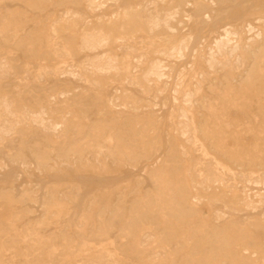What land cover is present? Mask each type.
Listing matches in <instances>:
<instances>
[{"label": "rangeland", "instance_id": "rangeland-1", "mask_svg": "<svg viewBox=\"0 0 264 264\" xmlns=\"http://www.w3.org/2000/svg\"><path fill=\"white\" fill-rule=\"evenodd\" d=\"M88 263L264 264V0H0V264Z\"/></svg>", "mask_w": 264, "mask_h": 264}, {"label": "bare ground", "instance_id": "bare-ground-1", "mask_svg": "<svg viewBox=\"0 0 264 264\" xmlns=\"http://www.w3.org/2000/svg\"><path fill=\"white\" fill-rule=\"evenodd\" d=\"M170 1H171V0H170ZM163 3H164V2H163ZM136 6H137V5H136ZM184 6H185V5H184ZM185 7H186V6H185ZM185 7H184V8H185ZM129 9H130V8H129ZM130 11H131V10H130ZM133 11H134V10H133ZM131 13H132V12H131ZM182 13H183V12H182ZM124 15H125V14H124ZM57 19H58V18H57ZM107 23H108V22H107ZM261 24H263V23H261ZM165 27H166V26H165ZM119 29H120V28H119ZM119 29H118V30H119ZM84 32H85V31H84ZM225 34H226V33H225ZM253 35H254V34H253ZM256 36H257V35H256ZM94 37H95V36H94ZM152 37H153V36H152ZM126 39H127V38H126ZM184 39H185V38H184ZM227 39H228V38H227ZM232 39H233V38H232ZM131 40H132V39H131ZM153 40H154V39H153ZM188 40H189V39H188ZM233 40H234V39H233ZM119 41H120V40H119ZM135 42H136V41H135ZM181 42H182V41H181ZM217 42H218V41H217ZM232 42H233V41H232ZM261 42H262V41H261ZM150 43H151V42H150ZM218 43H219V42H218ZM226 43H227V42H226ZM226 43H225V44H226ZM262 43H263V42H262ZM177 44H178V43H177ZM185 44H186V43H185ZM213 44H216V42L213 43ZM220 44H221V43H220ZM220 44H219V45H220ZM112 45H113V44H112ZM249 45H250V44H249ZM213 46H214V45H213ZM217 46H218V44H217ZM225 46H227V45H225ZM181 47H182V46H181ZM221 47H222V46H221ZM223 47H224V45H223ZM126 48H127V47H126ZM165 48H166V47H165ZM171 48L173 49V47H171ZM175 48L177 49V46H175ZM175 48H174V49H175ZM182 48H183V47H182ZM197 48H198V47H197ZM214 48H215V47H214ZM218 48H219V47H217L216 49H218ZM180 49H181V48H179V50H180ZM229 50H230V49H229ZM181 51L183 52V50H181ZM206 51H207V49H206ZM216 51H217V50H216ZM220 51H221V50H220ZM168 52H169V51H168ZM171 52L173 53V51H171ZM171 52H169V53H171ZM176 52H177V51H176ZM208 52H209V53H208L207 58H208L209 60H211V61L214 62L215 60H212L213 57H214V55H213V50L208 49ZM224 52H225V51H224ZM230 52H231V51H230ZM214 53L216 54V52H214ZM218 53H219V52H218ZM130 54H131V53H130ZM205 54H206V53H205ZM205 54H204V56H205ZM220 54H221V53H220ZM172 55H173V54H172ZM180 55L182 56V54H181V53L179 54V51H178V57H179ZM201 56H202V55H201ZM217 56H218V55H217ZM100 57H101V56H100ZM170 57H171V56H170ZM172 57H175V56H172ZM215 57H216V56H215ZM175 58H176V57H175ZM202 58H203V57H201V60H202ZM172 60H173V59H172ZM204 60H206V59H204ZM209 60H208V62H211V61H209ZM174 61H175V60H174ZM213 62H212V63H213ZM216 62H217V61H216ZM216 62H215V63H216ZM224 62H225V60H224ZM204 63H205V61H204ZM143 64H144V63H143ZM159 64H160V63H159ZM159 64H158V65H159ZM205 64H206V63H205ZM216 64H217V63H216ZM216 64H215V65H216ZM140 65H141V64H140ZM207 65H209V63H208ZM154 66H155V65H154ZM154 66H153V67H154ZM159 66H160V65H159ZM159 66H158V67H159ZM225 66H226V65H225ZM155 67H156V66H155ZM190 67H191V66H190ZM190 67H189V68H190ZM150 68H151V67H150ZM161 68H162V67H161ZM153 69H154V68H153ZM156 69H157V68H156ZM156 69H155V70H156ZM155 70H154V71H155ZM159 70H161V69H159ZM159 70H157V71H159ZM151 71H153V70H151ZM157 71H156V72H157ZM126 72H127V71H126ZM159 72H160V71H159ZM159 72L157 73L158 75L156 74L157 76H160L159 74H161V73H159ZM87 73H88V72H87ZM122 73H123V72H122ZM149 74H150V73H149ZM154 74H155V73H154ZM154 74H153L152 76H154ZM197 75H198V77H199V74H197ZM146 76H147V75H145L144 77H146ZM148 76H149V75H148ZM148 76H147V77H148ZM162 76H163V75H162ZM168 77H169V76H168ZM200 77H201V75H200ZM200 77H199V78H200ZM79 78H80V77H79ZM150 78H151V75H150ZM157 78H158V77H157ZM179 78H180V77H179ZM196 78H197V76H196ZM145 79H146V78H145ZM145 79H144V80H145ZM148 79H149V78H148ZM115 80H116V79H115ZM146 81H147V80H146ZM177 81H178V80H177ZM197 81H198V80H197ZM200 81H201V80H200ZM200 81H199V82H200ZM158 82H159V81H158ZM201 83H202V82H201ZM187 84H188V83H187ZM196 86H197V85H196ZM191 87H192V86H191ZM199 87H200V86H199ZM184 88H185V86H184ZM142 89H143V88H142ZM148 89H149V88H148ZM117 90H118V89H117ZM197 91H198V90H197ZM114 92H115V91H114ZM116 92H117V91H116ZM173 93H174V92H173ZM196 93H197V92H196ZM175 94H176V93H175ZM181 94H182V93H181ZM190 94H191V96L194 95V94H192L191 92L183 91L182 97L184 96L185 99H186V97H190ZM178 96H179V95H178ZM183 99H184V98H183ZM189 99H192V97L189 98ZM189 99H188V100H189ZM180 103H181V102H180ZM186 104H187V103L185 102V106H186ZM183 105H184V101H183ZM191 105H192V102H191ZM188 106H189V105H188ZM188 106H187V107H188ZM117 107H118V106H117ZM147 107H148V106H147ZM176 108H177V107H176ZM184 108H185V107H184ZM188 109H189V108H188ZM190 109H191V108H190ZM149 110H150V109H149ZM180 111H181V110H180ZM183 111L186 113V110H183ZM183 111H182V112H183ZM187 111H189V110H187ZM186 114H187V113H186ZM186 114H185V115H186ZM178 115H179V113H178ZM185 115H183V116H185ZM43 116H44V115H43ZM189 116H190V115H189ZM179 117H180V116H179ZM185 117H186V119H187V116H185ZM181 118H183V117H181ZM171 119H172V117H171ZM184 119H185V118H184ZM176 120H177V119H176ZM178 120L181 121L180 118H178ZM186 121H188V119L185 120L184 122H186ZM44 122H45V121H44ZM177 123H178V122H177ZM179 123H180V122H179ZM183 124H184V123H183ZM178 125H179V124H178ZM186 125H187V122H186ZM179 126H182V127H183L182 123H181V125H179ZM179 126H178V127H179ZM184 126H185V125H184ZM178 127H177V128H178ZM179 128H180V127H179ZM179 128H178V129H179ZM190 128H191V127H190ZM180 129H181V128H180ZM180 129H179V132H181V130H182V129H181V130H180ZM185 129H187V128L185 127ZM191 129H192V128H191ZM187 130H188V129H187ZM183 131L186 132L185 130H183ZM190 131H191V130H190ZM192 132H193V131H192ZM192 132H191V133H192ZM60 133H61V132H60ZM189 133H190V132H189ZM189 133L186 132V134H187L186 136H188ZM191 133H190V134H191ZM173 134H174V133H173ZM194 134H195V132H194ZM179 135H180V134H179ZM181 135H182V134H181ZM177 138H178V137H177ZM188 138H189V137H188ZM188 138H187V139H188ZM183 139H184V136H183ZM187 139H186V141H187ZM184 141H185V140H184ZM188 141H189V140H188ZM182 143H185V142H182ZM197 143H198V142H197ZM105 144H106V143H105ZM115 145H116V144H115ZM107 150H108V149H107ZM189 150H190V149H189ZM185 156H186V155H185ZM125 157H126V156H125ZM202 162H203V161H202ZM198 163H199V162H198ZM211 164H212V163H211ZM155 166H156V165H155ZM207 166H208V165H207ZM198 167H200V165H199ZM212 167H213V165H212ZM214 167H215V166H214ZM195 168H196V167H195ZM193 170H194V168H193ZM203 170H204V169H203ZM194 171H195V170H194ZM196 171H197V170H196ZM198 171H200V170H198ZM203 172H204V171H203ZM219 172H220V171H219ZM219 172H218V173H219ZM197 173H198V172H197ZM209 173H210V172H209ZM193 174H194V173H193ZM195 174H196V173H195ZM201 176H202V175H201ZM198 177H199V175H198ZM202 177H203V176H202ZM202 177H201V178H202ZM199 178H200V177H199ZM203 179H204V177H203ZM212 180H214V179H212ZM216 180H217V178H216ZM216 180H214V182H215ZM206 181H207V179H206ZM220 181H221V179H220ZM245 181H246V180H245ZM218 182H219V181H218ZM218 182H217V183H218ZM219 183H220V182H219ZM219 183H218V184H219ZM198 184H200V183H198ZM202 184H203V187H204V183H202ZM258 185H259V184H258ZM195 186H196V184H195ZM219 186H220V185H219ZM197 188H198V187H197ZM245 190H246V189H245ZM244 192H245V191H244ZM253 194H254V193H253ZM198 200H199V199H198ZM242 200H243V199H242ZM248 201H249V200H248ZM254 205H255V204H254ZM245 208H246V207H245ZM112 225H113V224H112ZM2 247H3V246H2ZM82 250H83V249H82ZM101 255H102V253H101ZM83 256H84V255H83ZM99 256H100V255H99ZM105 257H106V256H105ZM99 258H100V257H99ZM103 258H104V257H103ZM108 258H109V257H108ZM86 259H87V258H86ZM95 259H96V257H95ZM97 259H98V257H97ZM100 259H101L100 261L102 262V258H100ZM104 259H105V258H104ZM104 259H103V260H104ZM79 260H80V259H79ZM83 260H84V259H83ZM91 260H92V259H91ZM106 260H107V259H105L104 261H106ZM89 261H90V260H89ZM100 261H97V263H99ZM104 261H103V262H104ZM86 262H87V261H86ZM93 262H94V261H93ZM149 262H150V261H149ZM88 264H89V263H88Z\"/></svg>", "mask_w": 264, "mask_h": 264}]
</instances>
